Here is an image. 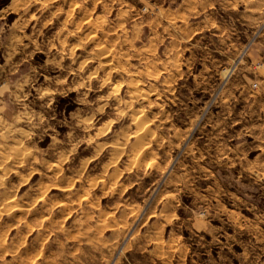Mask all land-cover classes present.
<instances>
[{
    "label": "clouds",
    "instance_id": "1",
    "mask_svg": "<svg viewBox=\"0 0 264 264\" xmlns=\"http://www.w3.org/2000/svg\"><path fill=\"white\" fill-rule=\"evenodd\" d=\"M0 210V264H264V0H0Z\"/></svg>",
    "mask_w": 264,
    "mask_h": 264
},
{
    "label": "rangeland",
    "instance_id": "2",
    "mask_svg": "<svg viewBox=\"0 0 264 264\" xmlns=\"http://www.w3.org/2000/svg\"><path fill=\"white\" fill-rule=\"evenodd\" d=\"M97 35H98L97 33H92L91 36L88 37V39L95 40L97 39ZM106 46H107V39H105L104 43L96 44L95 49L97 51H103V49ZM114 51H115V46H113V48H110L108 52L104 54L103 59L108 61L109 64L111 63V54ZM105 66H108V65H105ZM108 134L109 133H105V136H107ZM131 139H134V135L129 136V140ZM148 147H151V145H146L145 150H147ZM107 148H114L115 150H117L121 154L120 160H117L115 163H110L108 160H105L102 168L100 169V171L103 172V174L101 175L100 172H93L91 176H89V171L92 168V165L96 163L97 159L102 158V154L101 156H98L96 158L89 159L87 163L84 164L83 171L80 172V174L76 176L74 179H72V182L70 184L57 183L53 185H48L46 193L43 196L38 197L35 204L31 205L30 207H24L23 205H17L13 209H11L12 214H17L16 215L17 223L23 222L24 217L18 214L24 213L27 215L28 219L33 220L34 222H38L41 225H46L49 219H51V217L48 215L39 216L38 214H36V209L39 208L40 204H42L44 200L47 199L48 196H51L53 193H58V194L63 195L66 193L75 192V190L85 181L86 177H88V179H87V186L85 188V194L80 196L79 204L88 203V201L92 199V196H91V193L87 191V187H91L93 192L98 191L101 185H104L107 183L105 176H107L108 172H110L112 168H115L114 167L115 164L117 165L116 167H119L121 160L125 158L124 154L127 152V145H121L118 143L117 144L109 143L104 148V151H107ZM57 167L58 165H56L55 162H52L51 168H57ZM33 175L35 176L37 175V173H34ZM62 175H64L63 170L57 172V179H59V177ZM103 203L104 201L100 200L96 203L90 204L89 206L93 208L94 210L99 211ZM72 205L77 206V201L75 199H73ZM66 207H68L67 199H61L59 201H54L52 204L53 211L56 208H66ZM116 215H118V213L108 212L107 215L105 216L104 222L107 223L113 216H116ZM72 216H73V212L69 211L68 215L62 217V219L64 220V222H68Z\"/></svg>",
    "mask_w": 264,
    "mask_h": 264
},
{
    "label": "bare ground",
    "instance_id": "3",
    "mask_svg": "<svg viewBox=\"0 0 264 264\" xmlns=\"http://www.w3.org/2000/svg\"><path fill=\"white\" fill-rule=\"evenodd\" d=\"M126 147V146H125ZM114 165V164H113ZM117 165L115 164L114 167H116Z\"/></svg>",
    "mask_w": 264,
    "mask_h": 264
}]
</instances>
